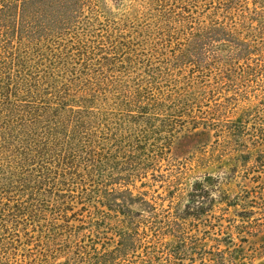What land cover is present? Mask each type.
<instances>
[{
  "label": "rangeland",
  "instance_id": "374dc122",
  "mask_svg": "<svg viewBox=\"0 0 264 264\" xmlns=\"http://www.w3.org/2000/svg\"><path fill=\"white\" fill-rule=\"evenodd\" d=\"M73 25L7 70L88 107L113 174L40 185L0 148V264H264V0H83Z\"/></svg>",
  "mask_w": 264,
  "mask_h": 264
},
{
  "label": "trees",
  "instance_id": "16d2710c",
  "mask_svg": "<svg viewBox=\"0 0 264 264\" xmlns=\"http://www.w3.org/2000/svg\"><path fill=\"white\" fill-rule=\"evenodd\" d=\"M82 5L83 0H0V111L10 114L4 117L0 148L12 155L7 170L33 176L34 182L49 187L59 183L55 175L66 177L78 169L79 180L103 182L113 174L105 169L109 158L103 152V139H92L87 132L94 117L82 113L88 107L73 109L62 104L57 109L33 96L37 100L21 99L25 77L7 70V49L14 39L19 43L60 39L74 27ZM9 56L10 61H16L12 53ZM13 175L10 172L11 178ZM131 235L123 232L122 238L134 237ZM130 249L131 244L119 243L121 255Z\"/></svg>",
  "mask_w": 264,
  "mask_h": 264
}]
</instances>
